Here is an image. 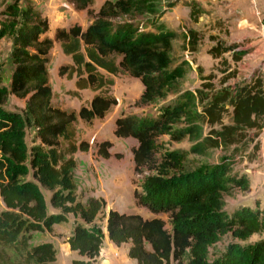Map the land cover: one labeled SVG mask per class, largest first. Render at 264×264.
I'll use <instances>...</instances> for the list:
<instances>
[{
	"label": "trees",
	"instance_id": "1",
	"mask_svg": "<svg viewBox=\"0 0 264 264\" xmlns=\"http://www.w3.org/2000/svg\"><path fill=\"white\" fill-rule=\"evenodd\" d=\"M69 1L92 21L85 29H57L52 38L47 37L48 21L28 0L24 8L22 0L1 3L5 20L0 21V39L11 43V69L6 71L0 62V264H56L51 243L30 242L32 234L49 232L66 223L68 215L78 218L66 239L69 251L78 256L71 264H96L105 239L116 248L129 244L127 258L136 264H264V240L242 246L232 242L220 254L210 255L223 237L242 242L264 228L255 211L240 208L228 214L224 209L226 197L249 188L233 166L264 129L262 78L254 73L229 86L226 82L235 74L224 71L215 84L214 74L202 75L197 67L200 87L169 98L188 64L172 67L170 53L178 35L159 23L164 12H158L156 0L105 1L96 14L89 9L92 0ZM187 6L194 22L200 10L195 4ZM143 17L142 22L135 20ZM121 18L127 21L115 22ZM197 37L183 31L182 50L194 53ZM55 43L72 62L61 66L58 75L74 76L78 91L95 94L77 112L52 102L47 65ZM238 47L217 42L207 53L217 59ZM119 71L142 85L136 107L162 101L155 117L129 115L114 121L115 138L137 143L133 171L147 175L133 198L155 216L150 220L113 210L105 216L103 199L82 202L76 195L71 156L88 152L89 144L76 145L75 124L103 120L116 107L108 77ZM9 97L25 101L20 113L4 110ZM28 130L35 137L30 147ZM163 137L191 146L187 151L169 150ZM110 148V142H101L96 155L108 160ZM211 150L223 154L217 164L187 166L190 156L202 158ZM42 190L50 192L49 205L56 214H48ZM101 219L104 230L98 224Z\"/></svg>",
	"mask_w": 264,
	"mask_h": 264
},
{
	"label": "rangeland",
	"instance_id": "2",
	"mask_svg": "<svg viewBox=\"0 0 264 264\" xmlns=\"http://www.w3.org/2000/svg\"><path fill=\"white\" fill-rule=\"evenodd\" d=\"M2 1L3 0H0V21L5 20L1 16V12L3 11V7L1 6ZM28 1L42 14L43 18L48 21L49 27L51 26L54 31L60 27L68 30L74 25L83 29L92 21V18L87 15L86 11H78L69 0ZM92 1L93 4L89 9L96 14L99 7L105 1L115 2L116 0ZM156 3L158 12H164V16L169 10L167 7L171 5L173 7L175 0H156ZM61 4H67L68 8L65 9L63 6L61 7ZM189 4H194V2L186 1L184 5L187 6ZM20 6L24 8V0H22ZM199 10V15H201L202 10ZM163 16L159 19V23H163ZM170 17L171 18L168 19H174L175 15L170 13ZM179 17L182 18L181 15ZM144 19L145 18L143 17L136 18L135 20L142 22ZM125 21H127V18H121L115 22L120 23ZM191 22L193 21L191 20ZM176 24V22L173 23L175 31H180V33L177 34L178 37L172 44L173 48L170 53L172 67L183 62H186L188 65L186 67L185 77L178 83L177 90L172 92L169 95V98L174 99V96L179 92L200 87L201 80L197 72V67L202 70V75H208L210 73L214 74L216 76V79L214 80L215 84H217L222 78L224 71L235 74V78L229 79L226 82L229 86L246 80L251 73L258 74V77L262 78L264 82V75L261 72V51L263 48L262 43L259 41L253 43L251 49L248 47L249 42L251 45V40L243 41L238 44V53L224 54L213 61L214 59L207 53V51L211 46L217 43L216 37L207 38L205 35L202 36L197 34L198 37L195 51L199 55L197 59L193 54L186 56L184 54L185 51L182 50L183 39L181 38V34L183 31H190L191 23L181 21L179 25ZM143 28L144 29L142 30L152 31L149 27ZM50 34L49 30L48 37L54 35ZM219 36L220 38L217 37L218 42L224 46V44L227 43V39H224V34H220ZM253 41L257 40H252V42ZM246 47H248V49H246ZM10 51V41L6 38L0 39V62L4 63L6 71L11 69ZM237 57L240 58L236 60ZM65 60H68L67 62L71 63L70 58H67L62 54L60 45L55 43L50 52V63L47 65V70L49 72V86L52 91V102L55 106L67 112H77L82 106H85L95 94L90 90L78 91L74 85L76 80L74 76L68 77L67 75H58V68L67 64L64 63ZM108 78L111 79L113 83L110 88V95L116 99V107L112 108L103 120H95L92 124H85L78 120L75 124L76 145L81 142L89 144L88 152H76L71 156L75 162L73 180L76 187V195L78 200L82 202L86 201L88 198L103 199L106 202L105 216L109 210H113L122 214L140 215L144 219L150 220L155 216L146 209L138 207L133 198L134 192H140V184L143 178L147 175L146 172L142 175H135L133 171L132 150L136 148L137 143L132 139L115 138L113 135L114 121L122 116L129 115H136L138 117H155L162 101L155 102L146 107H136L135 102L138 100L143 90L140 82L130 78L122 71H119L116 76H109ZM5 79L6 82H8L9 76L6 75ZM24 107L25 101L15 97H9L7 102L3 105L4 110L7 112L20 113ZM225 122L228 123V120H225ZM203 131L206 132V129L203 128ZM34 138L33 131L28 130L26 133V143L29 147L32 145V142L35 141ZM104 141L111 143V148L109 150L111 157L108 160L101 159L96 155L97 144ZM161 142L164 148L169 150L187 151L191 146L187 141H182L180 143L169 142L167 137H163ZM62 148H65L64 144H62ZM222 156L223 154H221V152L211 150L207 156L202 158L190 156L188 158L187 166L193 169L200 165L217 164ZM236 159L238 161L233 166V172L239 177L245 179L248 182L249 188L245 192L239 190L234 191L231 196L226 197L224 209L228 214H231L240 208H248L257 212L264 224V129L247 147L245 152L240 156H237ZM42 193L48 214H56L57 211L53 210L49 205L50 192L42 190ZM160 218L166 220L165 216H160ZM74 221H78V218L68 215L66 223L54 225L49 232L45 231L32 234L30 245L49 242L53 245L56 251V264H71V262L74 259H77L78 256L69 251L66 239L72 232ZM98 224L104 230L105 221L101 219ZM105 240L101 249V260H98L96 264H105L107 262L108 264H136L134 260L127 258L129 244L122 245L119 248H116L113 245L106 248L105 244L107 241ZM261 240H264V228L261 232L242 242L234 241L229 235H227L222 238L220 243L210 250V255L212 257L213 255L220 254L226 246L232 242L242 246L253 244Z\"/></svg>",
	"mask_w": 264,
	"mask_h": 264
},
{
	"label": "crops",
	"instance_id": "3",
	"mask_svg": "<svg viewBox=\"0 0 264 264\" xmlns=\"http://www.w3.org/2000/svg\"><path fill=\"white\" fill-rule=\"evenodd\" d=\"M186 1L194 2V4L197 5L199 9L202 10L201 15H199V17L197 16L194 22H191V20L189 19L190 16V10L188 9L189 7L187 8V6L184 5ZM62 6L65 9L68 8L67 4H61V7ZM170 13H173V15H175L174 19H168L171 18ZM180 15L182 16L183 19L179 17ZM181 21L186 23L187 22L191 23L190 31L202 36L205 35L207 38L216 37L217 42H218L217 37L220 38L219 35L224 34V39H227L226 41L227 43L224 44V46L238 45L243 41L251 40V45L250 42L248 45V47H250L249 49H251L253 43H256L258 41L261 43V37L264 34V0H175L174 6L171 7L164 14L162 18V22L164 23V25H166L167 29L171 28L169 29L170 31L178 34L180 33V31H175V26L173 25V23L176 22L177 23L176 25H179ZM86 27H84L83 29H85ZM57 29H63V28L60 27ZM49 30L51 33L50 35L54 34L55 31L52 30L51 26L49 27ZM48 33H47V37H48ZM52 37L53 35L50 36L49 38ZM252 40H257V41L252 42ZM215 45L216 44L211 46L210 49ZM248 47H246V49H248ZM238 49L239 48H236L234 51H231L229 53L231 54L238 53L239 52ZM229 53H226V55ZM184 54L186 56H190L191 54H193L195 55L194 57L197 59L199 56L198 53L196 52L190 53L189 51L184 52ZM261 54L263 57L262 51ZM215 60L216 59H214L213 61ZM67 61L68 60H65L64 63L67 64L64 66L72 65V62L69 63ZM253 74L254 73H251L247 79H249ZM90 100L85 106H88ZM111 245L112 244H110L107 241L105 247L109 248L111 247ZM101 252L98 258L99 261L101 260ZM105 264H108V262Z\"/></svg>",
	"mask_w": 264,
	"mask_h": 264
},
{
	"label": "built area",
	"instance_id": "4",
	"mask_svg": "<svg viewBox=\"0 0 264 264\" xmlns=\"http://www.w3.org/2000/svg\"><path fill=\"white\" fill-rule=\"evenodd\" d=\"M261 43H262V48H263V50H262L263 51V57H262V60H261V72L264 75V34L261 37Z\"/></svg>",
	"mask_w": 264,
	"mask_h": 264
}]
</instances>
